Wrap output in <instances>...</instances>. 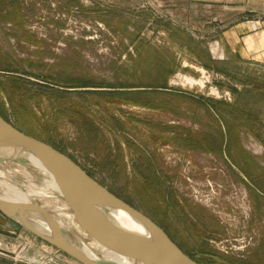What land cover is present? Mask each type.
Here are the masks:
<instances>
[{
  "label": "rangeland",
  "instance_id": "rangeland-1",
  "mask_svg": "<svg viewBox=\"0 0 264 264\" xmlns=\"http://www.w3.org/2000/svg\"><path fill=\"white\" fill-rule=\"evenodd\" d=\"M220 36L196 39L147 0H0V115L199 264H264V58ZM2 165L26 183L21 162ZM81 233L75 245L97 242Z\"/></svg>",
  "mask_w": 264,
  "mask_h": 264
},
{
  "label": "water",
  "instance_id": "water-1",
  "mask_svg": "<svg viewBox=\"0 0 264 264\" xmlns=\"http://www.w3.org/2000/svg\"><path fill=\"white\" fill-rule=\"evenodd\" d=\"M4 148H19L33 153L44 160L60 177H63L68 191L74 199V203L70 204L74 214L86 233L103 245H107L143 264H199L190 258L179 245H176L167 232L162 230L150 217H146L101 186L69 156L47 143L24 134L0 115V149ZM7 160L12 159L4 158L0 162ZM13 160L23 162L21 158ZM117 210H124L130 216L140 220L150 232L151 237L146 239L116 227L107 215L109 212ZM0 212L67 253L78 263L114 264L110 261H91L86 258L80 250L72 245L71 234L64 228H60L49 213L36 205H13L0 202ZM27 213L31 217L39 218L42 216L51 225L53 236L47 237L27 224L23 220Z\"/></svg>",
  "mask_w": 264,
  "mask_h": 264
},
{
  "label": "crops",
  "instance_id": "crops-1",
  "mask_svg": "<svg viewBox=\"0 0 264 264\" xmlns=\"http://www.w3.org/2000/svg\"><path fill=\"white\" fill-rule=\"evenodd\" d=\"M197 39L218 34L234 54L264 58V0H147ZM67 253L0 212V264H73ZM76 262V261H75Z\"/></svg>",
  "mask_w": 264,
  "mask_h": 264
},
{
  "label": "bare ground",
  "instance_id": "bare-ground-1",
  "mask_svg": "<svg viewBox=\"0 0 264 264\" xmlns=\"http://www.w3.org/2000/svg\"><path fill=\"white\" fill-rule=\"evenodd\" d=\"M4 158H10L12 160L21 158L23 160L21 169L25 170L27 173L23 175L24 173L22 174L21 170H19L18 174L16 175L20 178L25 179L26 183H17L12 177L9 176L5 169L6 167L2 165L10 160L0 162L1 203H8L13 205H36L49 213L60 228H64L69 233H71V231H76L83 236V234L81 233L83 227L80 224V221L72 217L69 211L58 208V213H53L50 211L51 208L47 209L49 201H46L43 205L42 203L40 205L37 202V197H55L59 201L64 200L65 206L71 208L70 204L74 203V199L71 197V194L68 191V187L63 180V177H60L57 172L50 168V166L37 155L33 153L31 154L24 150H20L19 148L0 149V160ZM20 173L22 174V176L20 175ZM33 173H39L46 178L45 182L42 181L44 183L42 186L38 185L34 181H31L33 179ZM107 216L111 220V222L119 229L121 228L126 232H129L133 235H139L146 239H149V237H151L150 232L147 231L144 224L137 218L130 216L124 210L109 212ZM23 220L30 226L36 228V230L41 234L46 235L47 237L53 236L51 225L48 224L42 216H40L39 218L31 217V215L27 213L25 214V218ZM80 240L82 245L77 246L73 242L71 243L75 248L80 250L86 258L91 261L101 260L98 253L102 252L103 254H105L104 261H110L114 264H143L142 262L134 260L133 258H130L123 253H119L118 251L111 247H108L107 245H103L97 240V242L94 244H90L88 241H82L84 240L83 237Z\"/></svg>",
  "mask_w": 264,
  "mask_h": 264
},
{
  "label": "trees",
  "instance_id": "trees-1",
  "mask_svg": "<svg viewBox=\"0 0 264 264\" xmlns=\"http://www.w3.org/2000/svg\"><path fill=\"white\" fill-rule=\"evenodd\" d=\"M163 88H166V87H163ZM229 109L233 110L235 109V106L234 105H229ZM231 111H229L228 113L230 114ZM232 129H230L229 131H231Z\"/></svg>",
  "mask_w": 264,
  "mask_h": 264
}]
</instances>
